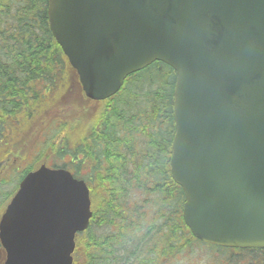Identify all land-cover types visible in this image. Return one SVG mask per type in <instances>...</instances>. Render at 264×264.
<instances>
[{
  "label": "water",
  "instance_id": "water-1",
  "mask_svg": "<svg viewBox=\"0 0 264 264\" xmlns=\"http://www.w3.org/2000/svg\"><path fill=\"white\" fill-rule=\"evenodd\" d=\"M88 99L154 62L175 72L170 174L198 240L264 248V0H48ZM69 171L28 173L0 219L4 264H72L91 218Z\"/></svg>",
  "mask_w": 264,
  "mask_h": 264
},
{
  "label": "trees",
  "instance_id": "trees-1",
  "mask_svg": "<svg viewBox=\"0 0 264 264\" xmlns=\"http://www.w3.org/2000/svg\"><path fill=\"white\" fill-rule=\"evenodd\" d=\"M174 78L154 62L114 97L90 102L49 31L47 0H0V168L50 127L47 151L68 155L92 201L74 264H176L201 250L169 173ZM260 253L248 262L264 264Z\"/></svg>",
  "mask_w": 264,
  "mask_h": 264
},
{
  "label": "flooded vegetation",
  "instance_id": "flooded-vegetation-1",
  "mask_svg": "<svg viewBox=\"0 0 264 264\" xmlns=\"http://www.w3.org/2000/svg\"><path fill=\"white\" fill-rule=\"evenodd\" d=\"M51 130L45 129L43 130L36 138L27 136L25 140L26 145V151L23 155L19 157V155L13 156L12 159H6L5 161L2 160V165L0 168V180L4 179V175H9L11 177V182L14 183L15 176L13 175L18 170L23 173H25L28 169L31 168V161L37 158H45L41 160L38 164V166L45 165L46 167L50 168H67V162H68V155L61 153V156H57L56 154L50 153L47 151L49 147V139L51 137L50 134ZM42 135V136H41ZM44 138L42 141L39 142L41 138ZM33 148V156L30 157V149ZM59 153V152H58ZM6 154V153H5ZM4 154V155H5ZM16 165L15 167H13ZM27 167L28 169H25ZM27 173V172H26ZM24 175H22L23 177ZM22 177L19 179L18 183L22 179ZM8 179V177H7ZM10 186V185H9ZM213 250V253L211 256H207L208 263L211 264V261L209 258L214 260V258L218 259L217 264H257V263H249V257L248 252L251 253L253 249H232V248H221V247H213L206 244V254L207 252ZM258 251H261L259 255L264 256V249H259ZM5 261V252L2 249L0 245V264H4ZM261 264V263H260Z\"/></svg>",
  "mask_w": 264,
  "mask_h": 264
},
{
  "label": "rangeland",
  "instance_id": "rangeland-1",
  "mask_svg": "<svg viewBox=\"0 0 264 264\" xmlns=\"http://www.w3.org/2000/svg\"><path fill=\"white\" fill-rule=\"evenodd\" d=\"M2 136L6 137V131L5 129L2 130ZM42 136V135H41ZM44 138L42 137L40 141H42ZM22 151H25L24 149ZM33 156V148L30 149V157ZM28 169L27 167H25L24 171ZM85 171V170H82ZM80 172V171H79ZM22 172L21 171H17L16 173H14L13 175L15 176L14 179V184L18 181L19 177H21ZM8 177V179H7ZM4 180L6 181L7 184H1L0 183V194L3 192H7V191H12L15 189V186L11 187L9 185H12L11 182V177L9 175H4L3 176ZM5 204V200H1L0 201V208L2 209L3 206ZM207 256H211L212 254L208 253L206 254L205 250H196L195 252L190 254V256L188 258H186L185 260H177L176 264H209L208 263V258H206ZM178 259V258H177ZM209 260L211 261V264H217L218 259L214 258V260H212L211 258H209Z\"/></svg>",
  "mask_w": 264,
  "mask_h": 264
}]
</instances>
